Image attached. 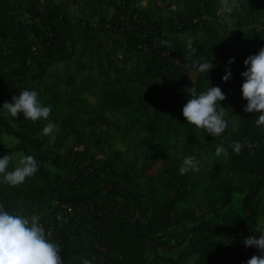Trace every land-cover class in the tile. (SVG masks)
I'll return each mask as SVG.
<instances>
[{
  "label": "trees",
  "instance_id": "16d2710c",
  "mask_svg": "<svg viewBox=\"0 0 264 264\" xmlns=\"http://www.w3.org/2000/svg\"><path fill=\"white\" fill-rule=\"evenodd\" d=\"M99 1L84 2L87 6L91 2V23L90 19H79L74 23L67 12V6L55 0H0V151L22 150L26 155L34 156L39 163L38 172L20 186L11 187L0 182V204L9 211L23 210L22 214L25 216L38 213L49 240L61 245L64 264H82L84 259L89 260L90 264H146L147 244L164 250L174 248V244L167 245L168 242L158 237V234L174 224L192 218L187 210L181 211L178 206L181 202L190 201L194 185L188 186L189 173L181 174L179 171L182 158L171 153L175 146L171 138H183V147L191 154L196 147L198 132H201L211 141L214 154L216 146L223 145L228 149V156H220L226 163L220 168L211 169L207 176L208 182L201 186L214 216L193 228L196 232L207 235V238L196 250L197 257L191 264H247L253 255H260V252L256 247H246L243 241L251 236L258 238L260 231L264 230L259 227L261 214L257 202V187H264V125L257 126L256 114L247 113L244 108L238 107L237 128L231 130L229 126L220 137H213L206 132L196 131L194 126L187 124L182 114L183 106L190 98L186 92L188 88L195 86L201 92L211 85L218 86L226 95L229 83L222 78L227 73L214 62V58H219L230 67L231 79L240 87L244 83L241 75L244 71L237 63H228L231 57L220 34L218 0H183L182 9L175 13L176 24L173 29L176 34L165 36L166 44L157 42L156 32H150L143 26L139 32L126 37L125 50L127 47L140 46L151 53L138 73L140 79L156 92L173 86L175 100L158 101L154 95H149L140 96L137 104L128 89L118 87L108 89L101 97L102 108H127L131 114L139 112L146 115L144 127L147 134L142 138V143L151 153L153 161L162 158V162L158 173L147 175L142 171L140 175L153 187L160 183L167 192L175 190L174 194L168 193L164 198L149 197L142 202L140 197L143 193L104 175L112 168L107 160L101 166L90 163L82 174L68 176L63 182L51 179L46 163L50 162L57 168L66 166L67 156L58 150L73 133L68 125L70 122L75 123V115L90 108L85 98H68L75 107L71 117H64L68 120L59 119L54 111L51 113V121L62 127L53 148H45L48 135L42 133V136H38L47 121L33 123L24 119L21 113L17 119L13 118L19 124L16 127L11 123L10 116L2 110L3 104L11 103L14 95H19L25 89L31 90L25 82L26 75L20 74L22 71H29L32 63L37 65L38 73L31 78L43 77L47 70L44 64L70 55L77 41L83 38L78 37L81 32L85 37L91 33L92 37L93 30L98 27L99 31L119 29L127 21L135 23L145 17L144 10L132 8L130 0H112L108 4ZM248 5L251 9L245 10ZM104 6L113 9L112 17L100 14ZM255 8L264 10V0H240L231 15L244 13L238 19L248 22V15ZM20 10L27 15L26 18L20 16ZM96 17L98 27L92 21ZM186 34L192 38L191 48L188 47ZM247 37L248 40L252 39V44L259 50L264 48V26H253ZM3 46L7 47L6 52H3ZM36 46H40L38 52L34 50ZM196 57L202 58L200 62H212L215 67L208 74L198 73L195 80H192L190 75L194 69L191 66ZM3 58L8 60L10 67L16 68L15 72L2 70ZM146 77L151 80H146ZM224 104L225 101L221 102L223 108ZM4 133L15 135L19 142L13 148L5 149L2 137ZM245 140L252 147H245L241 154H235L230 147L232 142L243 143ZM84 142L82 137L79 143ZM75 153L83 155L79 158L80 161L86 159L84 152ZM15 167V163L11 161L9 170ZM229 173L245 179L248 188L242 200L246 214L235 223L230 204L238 187L228 177ZM132 177L126 173L123 175L125 180H132ZM124 199L132 201L137 210L146 208L145 222H140L127 213ZM85 202H89L87 215L84 216L85 219L88 218L87 223L81 219L85 208L82 204ZM64 206L71 207L72 212L65 213L60 219L58 215ZM220 235L227 237L219 240ZM181 243L182 240L176 244L177 247ZM188 255L180 254L174 264H187L181 259Z\"/></svg>",
  "mask_w": 264,
  "mask_h": 264
},
{
  "label": "rangeland",
  "instance_id": "374dc122",
  "mask_svg": "<svg viewBox=\"0 0 264 264\" xmlns=\"http://www.w3.org/2000/svg\"><path fill=\"white\" fill-rule=\"evenodd\" d=\"M91 1V0H90ZM99 1V0H98ZM112 0H100L104 4H108ZM132 8L144 10L145 17H141V21H127V24L121 28H110L108 31H99V23L97 17L92 21L98 29L93 30L85 37L81 32L79 36H83L77 41L72 53L58 60L47 61L46 74L38 79H33L31 76L37 74V65L32 63L29 71H22L20 76L26 75L25 82L31 90L39 94L40 101L45 106H51L52 112H56L59 119L71 117L75 112V107L69 102L70 96H78L85 98L90 108L82 113L75 115L76 121L68 125V129L73 130V133L66 140L64 146L58 150L65 158L66 166L57 168L50 162L46 163L51 179L63 182L68 176H76L82 174L90 163L103 165L107 160L112 164L111 170L105 172L110 180L120 181L125 186L134 189L143 195L140 197L142 202L147 201L149 197L164 198L165 195L174 194L175 190L167 192L166 188L158 183L153 187L151 183L143 178L140 173L143 171L147 175L158 173L162 158L157 161L152 160L151 153L142 143V138L147 134L144 127V120L147 118L145 114H131L127 108L121 110H110L101 107V97L105 91L112 87L126 88L130 94L139 103V97L154 95L158 101L175 100L172 94L173 86L166 88L161 92L151 90L140 79L138 74L145 64V60L151 56L147 50L142 47L132 48L127 47L125 50L126 37L129 34L139 32L143 28L150 32H156V41L162 43L165 41V36L175 35L174 26L175 13L182 9L183 0H130ZM55 2L64 3L67 6V12L73 22L76 20L85 19L91 23V2L86 5L85 0H55ZM240 4V0H218L219 7V29L223 41L228 46L229 57L235 59V63L239 65L243 71H246L244 61L251 55L258 53L259 48L252 44V39H247L249 30L255 26H264V10L255 8L254 12L248 15V22L239 21L237 15L232 16L235 6ZM231 9V10H229ZM251 6H246L245 10H250ZM22 18L27 15L23 11H19ZM102 15L112 17V9L104 6L101 9ZM72 33L77 36V33ZM77 38V37H76ZM124 46V47H123ZM3 52H6L7 47L3 46ZM35 51L40 50V46L34 48ZM5 54V53H4ZM202 58L196 57L194 62L201 61ZM214 62L222 67L225 71L229 68L219 58H214ZM1 68L4 71L15 72V67H10L6 58L1 59ZM55 74L58 77H55ZM198 72L193 70L190 75L192 80H195ZM146 80H151L149 77ZM228 90L225 100V117L229 122L231 130L238 126V114L236 108H245L247 101L243 99L240 85L233 79L228 81ZM152 109V107H151ZM51 112V113H52ZM11 123L18 127V123L10 117ZM57 130L53 135H48L45 148H53L56 136L61 132L62 127L59 123ZM6 134V135H5ZM42 132H39L38 136ZM6 136V140L4 137ZM5 149L13 148L19 139L15 135L3 134ZM84 138L83 144L79 143L81 138ZM171 142L175 144L171 153L182 158V163L185 158L194 156L200 162V171L189 172L188 186L194 185V193L188 203H179L181 211L187 210L192 216L189 219L177 223L167 228L158 234L162 240L167 241V245L174 244V248L164 250L155 248L152 244H147L146 264H174V261L179 259L180 254H189L182 262L191 264L195 262L197 257L196 250L205 242L207 235L196 232L193 228L200 224L205 219H212V212L209 205V199L205 197L201 186L208 182V173L213 168H220L226 163V160L217 157L212 151V143L206 139L205 135L198 132L197 143L192 153L186 152L183 147L185 140L183 138H171ZM82 151L86 156L84 161H80L83 155L75 152ZM57 152V151H55ZM11 155L12 161L18 165V160L21 156H27L22 150L5 151L1 153L0 158L4 155ZM71 157H68L70 156ZM133 176L132 180H125L124 174ZM228 177L233 179L238 190L233 193L230 204L233 212V223L243 218L246 214L242 200L247 194V186L245 179H241L234 173H229ZM248 178V177H247ZM254 181V180H253ZM198 185V186H197ZM193 188V187H192ZM258 188L257 202L260 210L259 227L264 228V187ZM89 202L82 204L83 212L81 219L87 223V205ZM124 207L127 213L133 216L134 219H139L140 222L146 221L147 211L143 207L137 210L135 204L127 199H124ZM189 208H192L190 210ZM190 210V211H189ZM192 214H191V213ZM227 235H220L219 240H225ZM182 240L180 245L178 242Z\"/></svg>",
  "mask_w": 264,
  "mask_h": 264
},
{
  "label": "clouds",
  "instance_id": "9594fccd",
  "mask_svg": "<svg viewBox=\"0 0 264 264\" xmlns=\"http://www.w3.org/2000/svg\"><path fill=\"white\" fill-rule=\"evenodd\" d=\"M187 43L191 48L190 35H187ZM228 63L229 65L235 63V59L231 58ZM244 64L247 68L241 73L244 78L242 96L247 101L244 111L256 114L255 124L261 126L264 125V48H261L258 54L249 56ZM191 67L198 73L208 74L215 65L212 62L196 61ZM226 73L222 78L224 82L231 79L230 67L226 68ZM186 92L190 98L184 104L182 114L187 124L194 126L196 131L206 132L213 137L224 134L229 123L225 119L226 110L221 106V102L227 99L221 88L211 85L207 90L198 92L194 86L186 89ZM2 110L14 119L22 113L24 119L33 123L47 121L42 129L44 135H53L57 130V125L50 119L51 106H45L34 90L25 89L19 95H14L11 103L3 104ZM230 147L239 155L245 147L251 148L252 144L247 140L243 143L233 141ZM215 154L217 157H227L228 149L223 145H217ZM12 159L9 154L0 158V182L6 185L20 186L39 170V163L32 155L21 156L18 165L13 170H9ZM179 171L181 174L198 172L200 162L194 156L187 157ZM22 211H9L0 204V264H64L62 247L59 243L49 240L40 223L41 216L38 213L25 216ZM243 243L246 247H256L260 252V255H253L247 264H264V230L260 231L258 238L247 237ZM82 264H90V261L84 259Z\"/></svg>",
  "mask_w": 264,
  "mask_h": 264
},
{
  "label": "built area",
  "instance_id": "2783aa9c",
  "mask_svg": "<svg viewBox=\"0 0 264 264\" xmlns=\"http://www.w3.org/2000/svg\"><path fill=\"white\" fill-rule=\"evenodd\" d=\"M67 212H72V208L68 206H64L63 209L60 211L58 217L61 219L63 218V215Z\"/></svg>",
  "mask_w": 264,
  "mask_h": 264
},
{
  "label": "crops",
  "instance_id": "0c3cea01",
  "mask_svg": "<svg viewBox=\"0 0 264 264\" xmlns=\"http://www.w3.org/2000/svg\"><path fill=\"white\" fill-rule=\"evenodd\" d=\"M59 3V2H58ZM112 9V8H111ZM112 14H113V9H112ZM107 17H109V16H107ZM6 135V134H5ZM6 138V136L4 137V139ZM6 140V139H5Z\"/></svg>",
  "mask_w": 264,
  "mask_h": 264
},
{
  "label": "water",
  "instance_id": "95a60500",
  "mask_svg": "<svg viewBox=\"0 0 264 264\" xmlns=\"http://www.w3.org/2000/svg\"><path fill=\"white\" fill-rule=\"evenodd\" d=\"M55 77H58V75H57V74H55Z\"/></svg>",
  "mask_w": 264,
  "mask_h": 264
}]
</instances>
